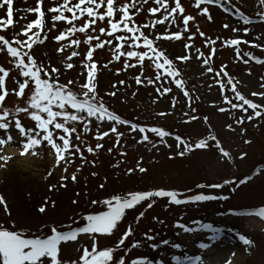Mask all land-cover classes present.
<instances>
[{"label":"rangeland","instance_id":"rangeland-1","mask_svg":"<svg viewBox=\"0 0 264 264\" xmlns=\"http://www.w3.org/2000/svg\"><path fill=\"white\" fill-rule=\"evenodd\" d=\"M182 1L187 13L197 17L200 29L206 34L205 37L196 35L195 41L192 42L194 43L193 59L181 65L185 72L187 89L193 97L192 106L197 109L194 114L200 119L190 123L185 122L193 113L187 106V98L174 83L166 85L171 86L173 91L161 97L155 91L156 86L146 82L141 85L136 84L134 77L141 71L139 67L117 75L116 70L123 67V58L121 62L110 63L109 69L100 71L97 77L98 90L101 95L111 91L117 92L116 97L105 96L106 103L111 110L125 117L138 119L139 122L150 125L149 127H163L174 131L177 129L184 136L183 139L190 143L194 144L199 139L206 138L208 134L216 135L223 147L231 153L232 159L224 158L214 142H210L208 149L188 152L183 145L177 147L178 142L173 135L165 138L167 143L172 145L171 148L161 143L160 138L152 133L149 134L150 138L157 147L153 148L147 142L139 144L137 141L140 135L132 133L128 126H121L120 130L125 131V136L121 139L120 146L116 147L114 134L105 137L103 141H97L94 126L93 133L85 134L84 139L93 147L101 142L104 148L96 154H89L85 150L88 161L86 164L78 155L76 156L75 163L68 166L66 175L69 179L66 181L67 187L65 188L60 186L64 183L61 178L65 175L62 171L65 165L62 163L60 167H55L52 151L48 147L39 148L37 155H21L17 144L2 145L0 156H8L10 159L6 163L0 160V195L5 197L11 215H6L5 208L0 205V224L11 227L15 222L17 229L31 234H40L38 230L42 228L44 229L43 234H48V229L44 228L45 225L68 224L72 223L73 218L83 224L81 216L104 210L103 205H93L92 201L100 200L111 192L124 195L137 191L175 190L182 193L181 198L184 199L196 194L229 195L230 199L227 201L195 202L179 206L169 204V198H153L154 206L147 210L138 225L135 220L139 213L147 207L148 201L134 210H129L125 220L121 222L113 235L99 237V247L104 249L116 246L127 226L131 224L135 235L129 238L125 248L131 246L134 241L140 242L141 247L138 250L133 249L128 254L129 261L133 258H142L150 259L152 264H175L176 257L184 260L187 257H199L204 251L208 253L200 245H206L212 237L219 235L218 233L226 232L231 241L233 240L231 246L237 245L242 248L240 264H264V218L250 215L247 212L253 208L264 207V117L251 122L246 120L245 124L238 125L235 121L242 115L239 110L219 112L220 107L229 106L223 103L219 85L212 79L214 74L207 73L205 66L195 59V47L201 48L205 54H208L210 46H206V39L220 37L216 45L217 53L213 67L219 70L222 65H227V72L240 81L238 90L254 102L264 104V98L251 96L252 92L264 91L260 87L264 83L262 79L264 78V65L256 62L254 64L249 57H245L249 59V63L245 64L236 56L234 47H223L221 44V41L225 39L247 40L248 44L240 45L241 55L245 52H252L256 57L262 56L264 52V23H262L264 4L260 0H224V6L230 11L226 13L221 7L210 6L213 20L209 21L206 17L198 15L199 10L191 6L195 0ZM119 2L127 3L129 0H119ZM152 6H155L153 0L143 5L145 13L137 18L138 22L145 21L147 9ZM35 7H37V0H14V19H18L19 24L33 21L37 18V14L27 10ZM240 11H243L253 21V25L247 26L251 29L247 35L242 31L233 33L231 27L223 28L224 23H229L230 26L236 24L242 26ZM5 16L4 10L0 9V18ZM21 17L23 19H20ZM103 26L105 25H98V27ZM66 27L65 23L57 22V31L64 30ZM172 30L176 31L175 26ZM57 31L51 33L50 37L56 35ZM161 31L165 29L161 28ZM192 32L196 33L195 27H192ZM4 34L14 35L11 29ZM77 36L81 40L85 39L82 34H77ZM62 43H67V41ZM182 45L183 41L167 43L165 45L167 54L170 57L185 54L186 50ZM255 45L258 47H254ZM59 46L51 38L45 45L37 46L36 57L42 66H47L50 57L53 63H58V59H63L75 50L69 48L65 53L60 54L55 51ZM86 50L83 44L79 48L81 53H86ZM94 59L102 66L113 59L112 52L106 46L104 50H98L94 54ZM72 62L75 67L71 70L66 69L62 79L75 77L77 80H83L84 77L80 73L85 70L81 66L80 58H74ZM0 63L6 68L9 67L7 57L0 58ZM155 74L154 69H148L145 72L146 76L154 77ZM12 78H18L15 69L12 70ZM12 78L8 82L9 88L15 87ZM121 80L126 83L120 85ZM114 84L117 85L116 88H113ZM227 94L232 95L230 92ZM173 99L178 100L175 108L172 107ZM7 106L9 108L24 106V101L12 95L7 101ZM162 111L170 114L159 116L158 113ZM186 112L189 116H183ZM248 115H252L251 110ZM204 117H208V120L205 121ZM22 122L26 125L32 124V121L26 118ZM228 124H232L235 131H230L226 127ZM12 134L14 140L19 139L15 132ZM3 135V132H0V136ZM246 140H251L252 143L246 144ZM87 144L84 145L85 149ZM109 148L113 149L111 153L108 152ZM182 150L184 151L183 156L179 154ZM125 152L127 155H121ZM245 153L247 155H244ZM93 161H95L94 166ZM139 167H144L147 171L141 173L138 170ZM129 169H135V171L129 174ZM49 171L53 173L51 176L48 175ZM73 174L77 176L76 182L70 179ZM246 175L252 176V179L247 184H239ZM229 179L236 180L237 184L226 185L223 189L197 187L200 184H219ZM101 184L104 185L103 189L100 188ZM53 186H55L54 190H50ZM232 188L236 190L232 192ZM52 202L55 203L54 207ZM41 207H46L44 213L39 211ZM240 211H244L245 215H239ZM156 218L163 223L158 222ZM179 223L198 229L201 224H212L217 231L205 229L200 233H187L176 227ZM73 226L79 225L74 224ZM146 234L154 235L156 240L148 241ZM241 235L253 240V245H244L239 238ZM93 244L94 240L91 236L82 235L78 242L62 245V258L65 261L78 260L83 248L86 246L91 251ZM153 244L156 247H152ZM118 255L124 256V249ZM209 257L212 263L223 264L217 259V255Z\"/></svg>","mask_w":264,"mask_h":264},{"label":"snow or ice","instance_id":"snow-or-ice-1","mask_svg":"<svg viewBox=\"0 0 264 264\" xmlns=\"http://www.w3.org/2000/svg\"><path fill=\"white\" fill-rule=\"evenodd\" d=\"M264 4V0H260ZM14 0H2L0 9L4 10L6 16L0 18V33H8L9 30L14 35L9 36L0 34V58L7 57L9 67L0 64V146L6 144H17L21 155H37V150L41 147H48L52 151L55 167L62 168L65 175L62 176L61 187H67L66 181L69 177L66 175L68 166L75 163V158H79L86 164L85 150L89 154H96L104 148V144L98 142L95 147L87 144L84 139L85 134L93 133L95 126V139L103 141L105 137L114 134L116 137L115 146L119 147L121 139L125 136V131H121V126H128L132 133L140 135L137 143L147 142L153 148L157 147L150 138V133L160 138L161 143L171 148L165 138L173 135L170 131L161 127L142 126L123 118L114 110H111L106 103L105 96L116 97L117 92L111 91L104 95L98 90V74L104 69H109V64L121 62L123 58V67L116 70V74L127 72L129 69L140 68L141 71L134 77L137 85H154L155 91L159 96H164L173 91L167 84L174 83L187 98V106L193 113L187 123L200 119L194 113L197 111L192 106L193 97L187 89L185 72L182 64H187L193 59V48L196 35L205 37L206 34L200 29L197 17L187 13L182 0H153L155 6L147 9L144 22H138V17L145 13L143 5H147L149 0H129L127 3H121L119 0H37V7L30 8L27 11L37 14V18L26 24H19L18 19H14ZM199 10L198 15L206 17L212 21L213 16L210 12V6L223 8L227 13L229 8L224 6V0H195L191 5ZM242 18L241 24L231 25L224 23L223 28L229 29L233 33L243 32L247 35L250 32V25H253L251 18L245 15L243 11L239 12ZM20 19H23L21 17ZM57 22L67 25L64 30L57 31ZM264 23V20H262ZM105 25L98 27V25ZM175 26L176 31L172 28ZM192 27L196 28V33L192 32ZM161 28L165 31H161ZM57 31V34L50 37V34ZM160 33V34H157ZM77 34H82L85 39L81 40ZM54 41L60 46L55 49L56 52L63 54L69 48H74L70 54L63 59H58V63H53L49 58L47 66H42L36 57L37 46H43L49 40ZM67 41V43H62ZM183 41L185 54L170 57L167 54L165 45L169 42ZM191 41V42H190ZM220 37L215 39L208 37L205 41L206 46H210V51L205 54L199 47H195V59L205 66L207 73H213L212 79L219 85L222 92L223 103L229 107H220L219 112L224 113L230 110H239L242 115L235 121L238 125L259 120L264 117V104L254 102L238 90L240 81L234 79L227 72V65H222L219 70L213 67L214 58L217 53V42ZM248 44L249 41L239 38L225 39L221 41L223 47H234L235 54L245 64L251 60L264 65V59L256 57L252 52H245L241 55V44ZM85 45L86 53H81L79 48ZM110 49L113 59L102 66L94 59V54L98 50ZM254 47H258L255 45ZM74 58H80V63L85 71L80 75L83 80L62 79L65 70H71L75 67L72 62ZM15 69L18 78H12V70ZM148 69L155 70V76H146ZM251 74V70H249ZM12 78L15 87L9 88L8 82ZM143 78V79H142ZM226 78V80H225ZM264 79V78H262ZM126 81H119L124 85ZM117 85H113L116 88ZM211 87V85H209ZM264 89V83L260 85ZM27 90V91H26ZM232 95L229 96L227 93ZM15 95L18 100L24 101V106H15L9 108L7 101L10 96ZM252 97L264 98V91L252 92ZM199 99V97H196ZM236 101V102H234ZM178 103L173 99L172 107L175 108ZM251 110L252 115H248ZM168 112H160L159 116L169 115ZM183 116H189V113H183ZM32 121L31 125L22 122L23 119ZM205 121L208 117L203 118ZM230 131H235L232 124L226 126ZM103 129V130H102ZM246 131V129H242ZM13 132L16 133L18 140H14ZM174 139L178 142L177 147L184 146L188 152L195 150L208 149L210 142L215 143L224 158L232 159L231 153L226 150L220 139L216 135L208 134L206 138L199 139L197 142L190 143L179 135ZM246 144H251V140H246ZM87 144L85 149L84 145ZM112 148L108 149L111 153ZM181 156L184 151H180ZM127 155V153H121ZM244 155H247L245 153ZM10 159L8 156H0V160L5 163ZM93 166L95 161L92 162ZM118 166V165H117ZM139 172L147 171L144 167L138 168ZM135 169H129L131 174ZM53 173L49 171L48 175ZM93 175H96L93 173ZM72 182L77 181V176L73 174L70 177ZM250 179V178H249ZM248 180L241 179L240 184H247ZM236 180H225L219 184L205 185L200 184L197 187L219 188L223 189L226 185H235ZM101 184L100 188L103 189ZM55 186L50 190H54ZM236 189L232 188L234 192ZM182 193L175 190H151L144 192H129L124 195H113L110 198L92 201L93 205H103L104 210L96 214H87L81 216L84 223L73 218L72 223L61 225H45L48 234H43L44 229L38 230L40 234H31L16 228L15 222L11 227L0 224V264H152L150 259L133 258L128 260V254L133 249L141 247L140 242H132L131 246L125 248L126 242L135 235L131 224L127 226L122 238L114 247L101 249L99 247V237L111 236L118 230V226L125 220L126 213L134 210L144 202L148 201L147 207L137 216L135 223L138 225L148 209L154 206L153 198H169V204L187 205L195 202L229 200V195L196 194L187 199L181 198ZM76 203V201H74ZM53 207L55 203L52 202ZM0 205L5 208L6 215H11L7 201L3 195H0ZM41 213L46 211V207L39 209ZM251 214V213H250ZM254 215L264 218V208H261ZM158 222L159 218H156ZM79 226H73V225ZM187 233H200L202 230L217 231L212 224H201L200 228L186 227L184 223L176 225ZM83 234H88L94 240L91 251L85 246L82 255L78 260L65 261L62 258V245L69 242H78ZM148 241L156 240L154 235H147ZM240 240L246 246L253 245V240L241 235ZM215 239V237H212ZM168 243V241H165ZM152 247H156L155 244ZM179 247V245H177ZM201 248H207L208 245L201 244ZM124 249L125 255L119 256L118 253ZM177 264H180V257H176ZM226 264H231L228 260Z\"/></svg>","mask_w":264,"mask_h":264},{"label":"bare ground","instance_id":"bare-ground-1","mask_svg":"<svg viewBox=\"0 0 264 264\" xmlns=\"http://www.w3.org/2000/svg\"><path fill=\"white\" fill-rule=\"evenodd\" d=\"M10 150L13 151L12 149ZM218 234V238L214 236L215 239H211L206 243V245L209 246L206 248V251L212 256L217 255V259L223 264H226L228 260H231V264H240L242 259V248L237 245L232 247L231 242H233V240L231 241L230 236L226 232H220ZM204 262L205 261H199L194 264H203ZM182 264L192 263L183 261Z\"/></svg>","mask_w":264,"mask_h":264}]
</instances>
